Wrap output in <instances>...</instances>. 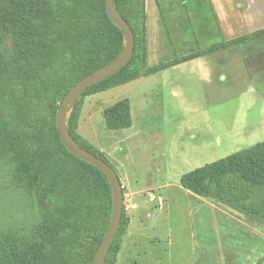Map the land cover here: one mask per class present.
Instances as JSON below:
<instances>
[{"label":"trees","instance_id":"trees-1","mask_svg":"<svg viewBox=\"0 0 264 264\" xmlns=\"http://www.w3.org/2000/svg\"><path fill=\"white\" fill-rule=\"evenodd\" d=\"M113 6L133 29V56L115 74L86 87L66 119L72 137L102 159L76 131L83 97L264 33L146 71L145 0H113ZM126 40L106 11V0H0V169L32 209L22 223L0 228V264H92L110 224L112 187L100 168L64 146L56 116L68 90L109 66ZM104 119L111 130L131 127L130 100L107 107ZM180 183L264 226V140L182 174ZM127 224L123 208L104 264L114 262Z\"/></svg>","mask_w":264,"mask_h":264},{"label":"rangeland","instance_id":"rangeland-1","mask_svg":"<svg viewBox=\"0 0 264 264\" xmlns=\"http://www.w3.org/2000/svg\"><path fill=\"white\" fill-rule=\"evenodd\" d=\"M255 42L258 47L263 39ZM230 50L83 97L80 140L113 166L123 186L128 224L112 264H229L232 255L247 259L243 264L256 259L264 264V247L256 249L254 233L248 236L223 219L215 228L216 216L207 208L261 232L263 240L264 226L180 183L182 174L264 140V56L252 62L246 47ZM222 59L228 63L224 68ZM125 97L133 125L108 129L104 110ZM31 214L26 198L0 169V228Z\"/></svg>","mask_w":264,"mask_h":264},{"label":"crops","instance_id":"crops-1","mask_svg":"<svg viewBox=\"0 0 264 264\" xmlns=\"http://www.w3.org/2000/svg\"><path fill=\"white\" fill-rule=\"evenodd\" d=\"M145 14L146 71L197 51L264 30V0H145ZM257 39H263V42L261 45L259 44L260 46L254 47ZM240 45L247 48L245 53L251 56L250 61L253 62L256 59L261 61V57L264 56V33L234 46ZM234 46L170 67L201 58L213 60L227 54ZM251 46H253L252 51H250ZM225 64L228 63L223 59L219 62L223 68L226 67ZM220 77H224L222 72ZM207 210L209 215L216 216L214 219L215 228L218 223H227L234 228L239 227L241 230L247 231L248 236L254 233V246L258 251L264 247L261 232L251 231L243 223H239L238 219L227 217L221 210L217 211L209 207ZM222 219L226 222H222ZM216 236L219 238L218 234ZM196 246H200L201 249V241L196 243ZM240 257L242 256L232 255L226 259H231L228 261L229 264H243V261L247 259L239 260ZM254 263L258 264V259Z\"/></svg>","mask_w":264,"mask_h":264},{"label":"water","instance_id":"water-1","mask_svg":"<svg viewBox=\"0 0 264 264\" xmlns=\"http://www.w3.org/2000/svg\"><path fill=\"white\" fill-rule=\"evenodd\" d=\"M106 11L111 17V20L121 27L126 34V45L120 55L107 67L98 69L72 86L64 95L56 116V126L58 128L59 136L64 146L76 156L92 163L100 168L108 177L113 193L112 201V215L106 235L98 249L92 264H104L109 248L119 230L122 209H123V186L120 178L114 168L108 164L104 159L97 156L78 143L67 129L66 119L70 113L76 99L80 96L83 90L92 83L102 80L118 72L126 63H128L134 52L135 36L133 29L128 22L118 13L113 6V0H106Z\"/></svg>","mask_w":264,"mask_h":264},{"label":"built area","instance_id":"built-area-1","mask_svg":"<svg viewBox=\"0 0 264 264\" xmlns=\"http://www.w3.org/2000/svg\"><path fill=\"white\" fill-rule=\"evenodd\" d=\"M136 207L135 205L133 206V208Z\"/></svg>","mask_w":264,"mask_h":264}]
</instances>
